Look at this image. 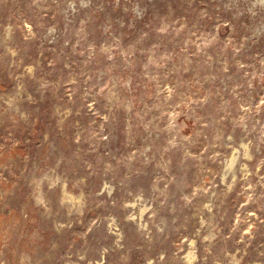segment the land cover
Returning <instances> with one entry per match:
<instances>
[{"label": "rangeland", "instance_id": "1", "mask_svg": "<svg viewBox=\"0 0 264 264\" xmlns=\"http://www.w3.org/2000/svg\"><path fill=\"white\" fill-rule=\"evenodd\" d=\"M0 264H264V0H0Z\"/></svg>", "mask_w": 264, "mask_h": 264}, {"label": "bare ground", "instance_id": "2", "mask_svg": "<svg viewBox=\"0 0 264 264\" xmlns=\"http://www.w3.org/2000/svg\"><path fill=\"white\" fill-rule=\"evenodd\" d=\"M234 158H235V156H234V154H232L231 157L227 160L229 165H231L233 163Z\"/></svg>", "mask_w": 264, "mask_h": 264}]
</instances>
